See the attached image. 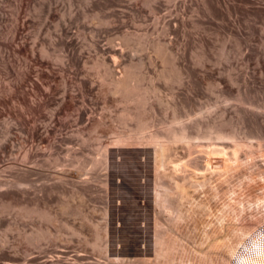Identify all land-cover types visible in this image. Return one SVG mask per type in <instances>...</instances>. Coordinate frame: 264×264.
Wrapping results in <instances>:
<instances>
[{
	"label": "rangeland",
	"instance_id": "1",
	"mask_svg": "<svg viewBox=\"0 0 264 264\" xmlns=\"http://www.w3.org/2000/svg\"><path fill=\"white\" fill-rule=\"evenodd\" d=\"M144 1L22 0L16 17L19 0H0V264H177L179 250L168 261H154L152 227L158 219L166 229L170 215L166 205H153L155 168L165 185L168 173L180 183L205 182L187 187L191 201H206L205 209L227 208L237 198L249 208L262 209L260 203L257 207L247 202L246 190L264 182V136L259 138L260 130L264 135V0H222L212 20L204 0H185L184 5L183 0H151L156 13ZM176 2L172 15H181L178 23L166 12ZM227 9L231 17L221 21ZM166 22L169 30L164 33ZM15 25L21 28L14 36ZM235 26L240 28L238 36L233 34ZM59 30L61 39L50 43ZM126 34L137 40L127 44ZM158 37L171 45L180 65L179 82H164L159 75L169 65L151 49L143 50ZM111 48L117 50L116 64L108 57ZM129 48L135 52L134 63L146 52L152 59H145L141 68L143 88L156 89L139 114L147 122L141 131L134 119L119 121L120 112L134 106L109 93L104 68L94 67L95 59L104 57L119 77ZM230 77L237 81L231 83ZM83 81L84 90H78ZM63 82L69 95L62 108ZM33 83L39 91L32 90ZM29 99L42 102V107L35 105L37 113L28 111ZM242 112L255 123L243 122ZM98 120L102 124L93 129ZM195 122L201 132L207 131V124H221L225 132L235 133L240 147L234 153L227 148L228 159L224 152L206 147L209 141L197 140L199 148L191 154L178 142L173 144L174 156H164L155 167L152 142L166 141L168 130L183 124L196 132ZM43 127L49 130L42 134L45 141L38 137ZM33 128L40 133L29 136ZM257 142L263 143L256 147ZM29 149L32 154L25 156ZM112 152L121 158H112ZM181 204V210L190 206L185 200ZM202 218L200 213L185 217L168 233L193 252L194 229ZM95 235L104 252L93 247Z\"/></svg>",
	"mask_w": 264,
	"mask_h": 264
},
{
	"label": "bare ground",
	"instance_id": "2",
	"mask_svg": "<svg viewBox=\"0 0 264 264\" xmlns=\"http://www.w3.org/2000/svg\"><path fill=\"white\" fill-rule=\"evenodd\" d=\"M169 1H173V0H169ZM183 1H184L183 2V5H184V3L186 1L185 0H183ZM221 1L222 0H204L203 3L205 4V9H206L205 11H207L210 20H212V18H217L215 11H216V8L218 7V5L220 4ZM234 1L245 3V4L254 2V0H234ZM144 3H145V5H147L150 8L151 12L156 13V10L158 9L156 4H151L152 3L151 0H145ZM176 4H177V2L174 3L170 7L172 9H169V7H167L166 9L168 11H166V12L168 14L167 16H173L172 18L170 17L172 21L178 23V22L182 21L181 15L176 14L177 12L175 13L176 15H172L174 13V11H176L175 10V8L177 6ZM180 4H181V2H180ZM21 5H22V0H19L17 7H16V9H17L16 17L18 16ZM231 7L233 10H235V5H232ZM262 9H264V8H262ZM167 16H164V17H167ZM230 17H231V14H230L229 10L227 9V13H226L225 17L222 16L219 19L221 21H225V20H229ZM156 22L158 23V20H156ZM234 22H236V20H234ZM169 24H170L169 22H166L164 24V26H165L164 33L168 32ZM173 24L175 25V23H173ZM20 28L18 25L14 26V29L12 31L14 36L18 33V30ZM238 28H239V26H235V30L233 31V34L235 36L240 35V32H239L240 28L239 29ZM61 34H62L61 30H59V32L56 34V38L53 40H50L49 42L54 43V41H56V39H61ZM124 40L127 44H130L131 42H133L134 40H137V39H134L132 34H126V35H124ZM93 45H95V43H93L91 45V47H93ZM200 47L202 50H204L206 48V42L205 43L202 42ZM94 48H95V46H94ZM93 49L90 51H93ZM146 49H151V51L154 53L156 59H160L163 64L169 65V69H164L159 75V77L164 82H179L180 81V76H181V74H180L181 72L179 70L180 65L178 66V64H177L178 62L175 61V59H174L170 44H167L164 39L158 37L155 40H151L150 44L148 45V48L143 47V50L146 51ZM120 51L122 53V50H120ZM173 51H174V49H173ZM109 52H110V56H108V57L112 60V62L114 64H116L117 61L115 58H117V57L115 55L117 53V50L114 48H111ZM133 52H134V50L129 48L128 60H127V62L124 63V66L122 68V73H121V75H119V77H114L113 70H111L110 67L107 66L106 58H104V57L96 58L95 62H94V67L104 68V78L106 79L107 84L109 85V89H108L109 93H111L112 95L121 96L122 101L124 103L132 104L134 106L133 109H129V108L123 109L118 116L119 121L120 122H126L128 120L134 119L136 121V124H137V126H136L137 129L141 131V130L147 129V122H145V120L143 118H141L139 116V114H140V112H144L143 107L148 103V100H149L148 95L151 92L155 93L156 89L154 87H152L150 89L149 88H143V86L141 84L143 79H144L143 74L141 73V68L145 64V59H148V61L150 63L152 62L151 57L148 56L147 52H146L145 57L137 58L136 59L137 61L134 63L133 62L134 58L131 55V53H133ZM41 53L44 56L47 55V51H46V48L44 46H41ZM29 56L31 57V55H29ZM59 58H61V56ZM198 59H199L198 63H201L203 61V55H201V57ZM229 81L231 83H235L237 81V79L230 77ZM63 83H64V85L60 89V94H61L60 99L61 100H59V102L61 101L62 108L64 107L63 105L65 103V100L69 95L68 91L66 90L67 88H65L66 82H63ZM15 88H16V90L19 91L21 86L19 84H16ZM84 88H85V82L83 81L79 84L78 90H84ZM33 89L39 91L37 84L33 83L32 90ZM22 97L25 98L24 96H22ZM22 97H20V98H22ZM37 97H38V95H37ZM36 99H40V101H41V99H44V98L40 97V98H36ZM22 100H24V99H22ZM26 102L29 104L23 103L22 105L23 106L26 105L28 107L27 108L28 111L31 110L30 112L37 110L38 108L35 109V107H38L39 104L42 103V102H39L37 100V104L38 103L39 104H38V106H35V105H37L36 100L34 101L33 99L32 100L29 99V101L27 100ZM71 102H73V101H71ZM43 103H47V102H43ZM39 107H42V105ZM58 107H61V106H58ZM56 111H57V109H56ZM35 112L37 113V111H35ZM76 116H77L76 118H78L80 116V113H77ZM241 120L243 122L255 123V118L249 120L244 112H242V114H241ZM95 122H96L95 125H93V126L91 125L93 129H95L97 126H100L102 124V122L100 120H98V122L97 121H95ZM195 125L197 128L196 132H190L188 130V126L183 124L178 128L169 129L168 130V137H167L166 141L164 139V141L154 140V142H152L153 143L152 153H153L154 159L152 157H151V159H153L155 161V165H154L155 167L160 166L161 159L164 156L173 155V150H174L173 144L178 143V142L185 144L187 149L189 150L190 154L193 153L194 151H197V147L199 148L200 144H199V142H197V140L198 141L206 140L205 141L206 143H208L207 141H209L210 143H208L206 145V147L214 148L216 150V152H219V153H223V152L225 153L226 152L225 150H227V148L234 149V151L232 150L233 152L231 151V153H234L238 150V147H240L239 141L238 142L235 141V138H236L235 133L234 132H225L224 130H222L220 128L221 124H218V123L217 124H215V123L207 124L206 125V129H207L206 132H201L200 125L197 122H195ZM39 130L43 131V132L40 131L41 134L38 135L39 139H43L42 136L44 134L46 135L49 132L47 127L46 128L43 127ZM40 132H38L37 128H33L32 131H30V133H28V134H30L29 136H35V135H37V133H40ZM45 135H44V137H45ZM263 136H264L263 131L260 130L259 138L262 139ZM154 138H157V137H154ZM43 140L45 141V139H43ZM43 140L41 141V143H45V142H43ZM194 141L197 143H195ZM152 143H151V145H152ZM203 143H204V141H203ZM240 143H242V142H240ZM260 143H263V142H260ZM260 143H258V145L256 147H258ZM179 145H181V144H179ZM241 145H243V144H241ZM248 146L249 145H247V147H246L247 150L249 148ZM51 147H52V145H51ZM51 147H49V148H51ZM200 147H202V146H200ZM204 147H205V145H204ZM120 148L118 147V149H120ZM139 149L141 150V148H139ZM149 149H151V147H149ZM183 149H184V147H183ZM130 150L132 151V148ZM247 150H246V152H247ZM131 151H130V153H131ZM142 151H144V150H142ZM146 151H148V150L146 149ZM184 151H185V149H184ZM228 151H229V149H228ZM248 151L250 153V149ZM113 152H115V150H113ZM117 152H118V150H117ZM137 152H134V153H137ZM112 153H111L112 158H113L114 154H116V157H117V155H118L117 153H113V154ZM132 153H133V151H132ZM259 153H260V151H259ZM31 154H32V150L29 149L26 151L25 156H30ZM124 154H126V153H124ZM129 155H127V156L129 157ZM135 155H137V154H135ZM183 155H184V153H183ZM228 155H229V153H227L225 156L229 159V157H231V156L228 157ZM241 155H240V157H241ZM118 156L120 157V153ZM238 156H235V157L238 158ZM243 156H244V154H243ZM233 157H232V159H233ZM235 157H234V159H235ZM124 158H125V155H124V157H122V159L125 161ZM238 160H239V158H238ZM234 162H236V160ZM122 165H124V164H121V166ZM170 166H172V165H170ZM170 166H167V169H170ZM116 167H118V165ZM166 176H167V181H166L167 185L160 182V180L163 177L161 176V173L157 172L156 168L154 169L153 187H152L154 189V193L152 196L153 197L152 201L154 203L153 205H155V207H159L160 204H164V205H166V209L169 210L168 213H170V215L168 216L169 224H168V227L166 229H163L161 227V224L163 225V223L160 224L158 219H156L157 221L155 222V219H154L155 226L152 227V228H154L153 240H152L153 247L151 246L153 248V250L152 249L151 250L153 252L155 262L170 260L172 255L176 251L179 250L181 257H180L177 264H264V182H262V183L258 182L256 186L251 185V187H248L246 190V197L248 198L247 202H250V204L255 203V204H257V207L259 205L258 203H260L263 206L262 209H258V208L255 209V208H251V207L249 208L246 206L243 199H240V198H237L236 202L234 204H230L227 208L226 207H224V208L215 207L214 208V205H213V209H207V208L205 209L206 201L205 200L197 201V202L191 201V198L189 197V193H188V189H187L188 185L192 186L193 188H198L199 186L201 187L202 185H206L205 182H203L202 184H200V183L185 184V183H180L177 180H174L172 178L171 174H169V173L166 174ZM244 176H246V175H244ZM256 179H258V178H256ZM202 181H199V182H202ZM161 186H164V190L160 189ZM216 186H217V189L219 191H222L224 189L223 186L220 184H218ZM227 188L229 189V187H227ZM210 191H212V190H210ZM214 191H215V189H214ZM218 195H220V194H218ZM217 199H219V198H217ZM244 199H246V198H244ZM183 200L187 201L190 205L188 208L184 207V209H182V210L186 209L185 211H182L181 207H180V205L183 206L181 204L183 202ZM247 205H249V204H247ZM195 208H197L198 210ZM199 213L203 215V218L201 219L199 224L197 226H195L194 230L195 231L197 230V232H198L197 235L194 236V237H196V240H195L196 241L195 242L196 248H195V251L190 252V251H188V249H186L185 247H183L180 244V241L178 240V238L170 235L168 233V231H171L172 228H174L177 224H179L180 221H182L185 217L196 218ZM166 217L164 216V218H166ZM190 233L191 232H187L186 236L191 237L192 234L190 235ZM190 237H188V238L190 239ZM191 239H193V238H191ZM95 241H96V243H94L93 247L104 252V249H102L101 246L98 244L100 241L99 235H95ZM193 243H194V241H193ZM148 254H150V252ZM113 260H115V259H113ZM117 264H119V262ZM140 264H148V263L145 260V261L140 262Z\"/></svg>",
	"mask_w": 264,
	"mask_h": 264
}]
</instances>
